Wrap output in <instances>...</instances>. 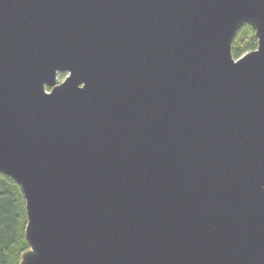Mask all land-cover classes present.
<instances>
[{
	"label": "water",
	"instance_id": "obj_1",
	"mask_svg": "<svg viewBox=\"0 0 264 264\" xmlns=\"http://www.w3.org/2000/svg\"><path fill=\"white\" fill-rule=\"evenodd\" d=\"M0 174L20 264H264V0H0Z\"/></svg>",
	"mask_w": 264,
	"mask_h": 264
},
{
	"label": "trees",
	"instance_id": "obj_2",
	"mask_svg": "<svg viewBox=\"0 0 264 264\" xmlns=\"http://www.w3.org/2000/svg\"><path fill=\"white\" fill-rule=\"evenodd\" d=\"M257 47L255 31L246 25L233 43L234 58L239 59ZM26 224V203L20 187L0 174V264H20L22 254L29 249Z\"/></svg>",
	"mask_w": 264,
	"mask_h": 264
},
{
	"label": "rangeland",
	"instance_id": "obj_3",
	"mask_svg": "<svg viewBox=\"0 0 264 264\" xmlns=\"http://www.w3.org/2000/svg\"><path fill=\"white\" fill-rule=\"evenodd\" d=\"M68 74L69 73H59V75H58V83H62L65 80V78L68 76Z\"/></svg>",
	"mask_w": 264,
	"mask_h": 264
}]
</instances>
